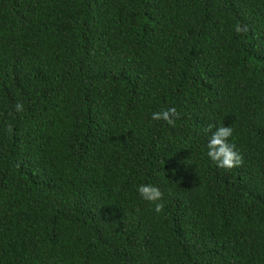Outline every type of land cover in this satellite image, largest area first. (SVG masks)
Instances as JSON below:
<instances>
[{
  "label": "trees",
  "instance_id": "16d2710c",
  "mask_svg": "<svg viewBox=\"0 0 264 264\" xmlns=\"http://www.w3.org/2000/svg\"><path fill=\"white\" fill-rule=\"evenodd\" d=\"M0 264H264V0H0Z\"/></svg>",
  "mask_w": 264,
  "mask_h": 264
},
{
  "label": "clouds",
  "instance_id": "9594fccd",
  "mask_svg": "<svg viewBox=\"0 0 264 264\" xmlns=\"http://www.w3.org/2000/svg\"><path fill=\"white\" fill-rule=\"evenodd\" d=\"M237 34H241L245 29L241 25L235 28ZM24 106L21 103L15 105V111L21 113ZM152 120L163 121L170 126L175 125V120L179 118V113L174 107L164 108L152 114ZM213 126L209 125L207 131L211 133L207 142V156L216 164L218 168L231 170L235 167H240L243 164V157L235 150V146L229 143L233 135L231 126L221 125L212 130ZM6 130L11 133L12 125L6 124ZM139 196L146 202L154 205V211L160 213L164 210L163 197L164 194L159 187L152 184H140L137 187Z\"/></svg>",
  "mask_w": 264,
  "mask_h": 264
}]
</instances>
